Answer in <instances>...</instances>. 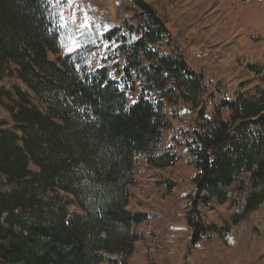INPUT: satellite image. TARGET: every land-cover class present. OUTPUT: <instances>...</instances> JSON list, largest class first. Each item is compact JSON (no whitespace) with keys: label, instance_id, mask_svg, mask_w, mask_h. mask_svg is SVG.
Instances as JSON below:
<instances>
[{"label":"trees","instance_id":"16d2710c","mask_svg":"<svg viewBox=\"0 0 264 264\" xmlns=\"http://www.w3.org/2000/svg\"><path fill=\"white\" fill-rule=\"evenodd\" d=\"M156 1L133 0L132 16L103 34L122 58L112 75L106 67L78 75L52 58L60 47L44 0H0V264L141 261L132 259L143 238L136 227L149 218L127 209L135 159L151 170L176 162L166 135L179 104L195 115L171 139L181 140L193 170L184 217L191 243L214 236L240 255L264 244L256 218L264 211V88L238 79V70L260 75L261 67L235 60L239 46L226 42L218 5ZM167 9L209 20L194 28L191 62L161 49ZM222 205V220L205 222V211ZM169 218L166 232L189 233Z\"/></svg>","mask_w":264,"mask_h":264},{"label":"rangeland","instance_id":"374dc122","mask_svg":"<svg viewBox=\"0 0 264 264\" xmlns=\"http://www.w3.org/2000/svg\"><path fill=\"white\" fill-rule=\"evenodd\" d=\"M55 32L60 52L53 59L65 60L71 64L78 75L91 73L106 67L113 73V65L121 64L115 45L106 43L102 36L111 28L119 26L133 14V0H44ZM154 6L156 0H145ZM189 0L188 2H190ZM208 8L218 5L226 16L227 22L221 23L227 30L226 42L238 44L232 54L238 57V64H258L261 74L257 75L238 70L239 81L259 84L264 88V0H200ZM159 8V7H158ZM187 11L191 10L187 8ZM192 14H195L191 12ZM169 30V40L161 45L164 52L177 50L191 62V54L197 51L192 39L198 22L209 20L201 14L199 18H177L170 9L161 15ZM202 27V24L200 25ZM168 43V44H167ZM231 54V55H232ZM234 58V57H233ZM254 82V83H253ZM127 104L136 99L135 93H126ZM171 110V132L166 135V145H171L176 162L164 170H151L145 164L143 156L135 159L134 184L129 188L127 209L131 212H145L148 215L146 225L136 227L142 240L135 244L132 259L141 258L135 264H264V244L258 251L249 250L245 254H236L233 245H225L219 238L206 237L198 244L191 243L190 231L185 224V216H191V205L187 195L193 193L190 185L192 168L185 167V157L180 146L181 140L174 144L172 136L186 130L194 119L189 108L179 104ZM183 135V133H182ZM172 184L168 189L167 184ZM201 210V214L204 210ZM227 211L226 205L205 211V222L221 221ZM170 213V214H169ZM177 214L178 217L172 215ZM173 218L175 226L187 230L188 234L169 233L164 230ZM259 229L264 231V211L256 215Z\"/></svg>","mask_w":264,"mask_h":264}]
</instances>
